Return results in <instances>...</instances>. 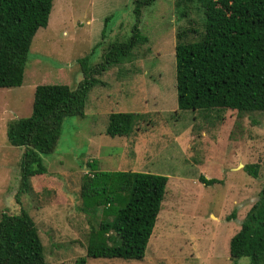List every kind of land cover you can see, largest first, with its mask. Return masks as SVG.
Wrapping results in <instances>:
<instances>
[{
    "label": "rangeland",
    "instance_id": "1",
    "mask_svg": "<svg viewBox=\"0 0 264 264\" xmlns=\"http://www.w3.org/2000/svg\"><path fill=\"white\" fill-rule=\"evenodd\" d=\"M175 1L141 9L137 27L146 40L130 61L95 75L83 116L62 119L54 149L41 156L45 172L29 177L26 190L19 179L23 147L8 144L6 123L30 114L37 84L72 88L110 44L125 41L132 0H51L46 25L31 38L20 85L0 87V213L31 217L46 264L85 256L86 235L103 217L100 206L85 208L79 196L90 161L97 170L155 173L167 181L142 258L85 257L84 264H247L246 257L229 258L228 240L263 182L264 111L177 109L174 34L189 25L199 29L201 11L189 3L190 24L177 17ZM111 112L132 114L127 134H105ZM251 163L258 165L256 177L243 168ZM199 175L214 181L204 184Z\"/></svg>",
    "mask_w": 264,
    "mask_h": 264
},
{
    "label": "trees",
    "instance_id": "2",
    "mask_svg": "<svg viewBox=\"0 0 264 264\" xmlns=\"http://www.w3.org/2000/svg\"><path fill=\"white\" fill-rule=\"evenodd\" d=\"M155 0H132L133 24L125 41L108 46L102 60L84 68L82 78L66 84H37L27 117L6 123L9 145L23 147L20 189L26 190L32 175L45 172L42 155L50 153L67 116H83L86 95L95 77L111 65L131 60L132 50L146 37L137 27L141 9ZM198 3L199 29L189 25L174 34V86L177 109L228 108L236 113L264 111V0H176L178 18L188 15L189 3ZM51 0H0V87L19 86L31 38L47 22ZM103 30H101V34ZM192 34L193 38L188 37ZM84 57L79 59L83 63ZM132 114L111 112L104 129L109 136L129 132ZM81 176L79 196L85 208H101L103 217L86 235L85 257L139 260L151 233L167 177L130 170H97ZM262 185L239 227L228 240L232 261L264 264V156ZM257 176L258 165L243 166ZM204 184L214 179L199 175ZM115 202V206L113 203ZM109 216V218H106ZM0 264H46L43 245L31 217L24 211L0 213Z\"/></svg>",
    "mask_w": 264,
    "mask_h": 264
}]
</instances>
